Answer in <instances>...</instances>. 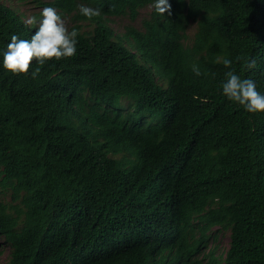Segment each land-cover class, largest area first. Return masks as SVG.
I'll list each match as a JSON object with an SVG mask.
<instances>
[{
    "label": "trees",
    "instance_id": "16d2710c",
    "mask_svg": "<svg viewBox=\"0 0 264 264\" xmlns=\"http://www.w3.org/2000/svg\"><path fill=\"white\" fill-rule=\"evenodd\" d=\"M33 1L69 15L77 51L8 72L37 29L0 0L2 264H264V112L222 91L234 70L264 95V0Z\"/></svg>",
    "mask_w": 264,
    "mask_h": 264
},
{
    "label": "clouds",
    "instance_id": "9594fccd",
    "mask_svg": "<svg viewBox=\"0 0 264 264\" xmlns=\"http://www.w3.org/2000/svg\"><path fill=\"white\" fill-rule=\"evenodd\" d=\"M79 12L91 19L101 15L100 9L78 5ZM153 8L156 13L164 16L171 15V4L169 0H155ZM39 21L35 16L24 20L28 26L36 25V31L31 39H20L17 35H12L7 45V50L3 54V67L8 72L15 75H29L32 62L44 65L50 60H60L76 55V45L78 31L66 27L65 21L53 7H45L41 10ZM239 59V58H238ZM217 62H221L220 58ZM223 65L230 68L232 61L223 59ZM254 59L247 62L246 67H255ZM40 67L31 72L32 78H36L40 73ZM193 72L200 76L202 73L198 66L193 65ZM226 81L222 84L223 95L229 100L237 102L249 113L264 112V95L256 89V84L250 79H241L234 70L228 71Z\"/></svg>",
    "mask_w": 264,
    "mask_h": 264
},
{
    "label": "rangeland",
    "instance_id": "374dc122",
    "mask_svg": "<svg viewBox=\"0 0 264 264\" xmlns=\"http://www.w3.org/2000/svg\"><path fill=\"white\" fill-rule=\"evenodd\" d=\"M6 3L12 4L14 7L18 8V10L23 13V16L25 17V19L34 16V14L36 13H40L41 10L45 8L44 6L37 5L36 2L33 0H6ZM148 10H149V7L142 8L140 10L139 18L147 14ZM66 15L67 16L63 15L61 17L65 21L66 27L68 28V26L70 25V18L68 14ZM126 21L127 19L124 17H116L113 19V22L111 24L115 29L120 30L121 26ZM137 23H138V20H137ZM195 26L196 25L194 21H191L189 23L187 27L188 38H190L193 35ZM6 192L7 191L4 192L3 190L0 189V199L10 200V195ZM215 234H216L215 238L211 242L210 245L216 246L217 254L224 253L229 245V234H230L229 230L228 229H215ZM8 255H9V248L6 245L2 244V249L0 253V264L4 263L7 260Z\"/></svg>",
    "mask_w": 264,
    "mask_h": 264
}]
</instances>
